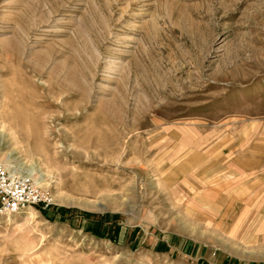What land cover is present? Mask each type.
Returning a JSON list of instances; mask_svg holds the SVG:
<instances>
[{"label": "rangeland", "instance_id": "1", "mask_svg": "<svg viewBox=\"0 0 264 264\" xmlns=\"http://www.w3.org/2000/svg\"><path fill=\"white\" fill-rule=\"evenodd\" d=\"M0 165V264H264V0H0Z\"/></svg>", "mask_w": 264, "mask_h": 264}, {"label": "built area", "instance_id": "2", "mask_svg": "<svg viewBox=\"0 0 264 264\" xmlns=\"http://www.w3.org/2000/svg\"><path fill=\"white\" fill-rule=\"evenodd\" d=\"M53 201L29 178L0 165V215L16 214L28 208L48 209Z\"/></svg>", "mask_w": 264, "mask_h": 264}, {"label": "bare ground", "instance_id": "3", "mask_svg": "<svg viewBox=\"0 0 264 264\" xmlns=\"http://www.w3.org/2000/svg\"><path fill=\"white\" fill-rule=\"evenodd\" d=\"M19 114H21V113H19ZM22 118H23V117H22V114H21V117H19L18 121H19V120L21 121V120H22ZM20 121H19V122H20ZM229 192H230V191H229ZM213 195H214V194H212V193H209V194H208V197L214 198V196H213ZM219 198H220V197H219Z\"/></svg>", "mask_w": 264, "mask_h": 264}]
</instances>
